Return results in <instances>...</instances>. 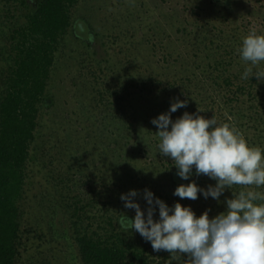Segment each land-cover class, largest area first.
<instances>
[{
    "label": "rangeland",
    "instance_id": "rangeland-1",
    "mask_svg": "<svg viewBox=\"0 0 264 264\" xmlns=\"http://www.w3.org/2000/svg\"><path fill=\"white\" fill-rule=\"evenodd\" d=\"M230 1L232 5L225 11H217L212 0H83L74 9V35L72 33L68 37V46H75L82 52L89 49L92 54L96 53V60L105 59L108 64H102V71L97 70L93 62L91 69H84L82 64L66 55L58 65V82L63 79L69 85L58 86L55 93L58 92L60 96L55 104L65 112L56 117H42L30 148V155L35 160L28 164L27 170L29 178L34 177V184L28 181L31 183L29 193H44L48 215H53L55 205L52 199H47L49 192L42 190L49 187L44 181L45 176L39 172L45 171L46 177L50 170L55 174L64 158H76L75 165L78 164L85 177H92L96 187H99L98 175L105 178L106 184L123 180L122 187L128 186L124 194L137 191L138 195L132 199L140 205L145 218L149 207L144 198L145 189L169 208L179 202L190 207L197 217L206 210L210 218L218 215L210 203L208 208L201 210V205L205 206L206 201L202 193L198 194L196 200L174 195L178 186H174L173 181L179 184L184 179H179L174 172V180H169L172 168L168 162L171 158L159 153L160 138L155 134L158 129L151 121L168 112L171 104L177 100H186L187 106L171 113L173 121L185 112L196 114L199 109L203 111L199 115L208 119L214 116L218 124H223L227 120H236L238 116L235 115L240 110L243 113L248 110V105L239 100H227L224 95L228 94L227 90L216 86L212 78L214 74L243 75L249 65L242 59L239 63L235 59L241 58L239 49L242 40L252 28L258 34H264V0ZM192 9L195 15L190 11ZM79 17L89 19L98 33L91 34L94 42L84 44L88 49L82 46L80 40L70 41L77 36L83 37L84 33L76 27V22L81 21ZM231 38L236 39V48L230 43ZM215 61L223 65H215ZM230 62L232 67L229 66ZM258 68L264 70V62ZM131 77L136 80L129 81ZM126 80L130 84L137 83L134 84L137 89L129 90L132 98L123 93ZM257 88L264 91V80L258 81L252 91L255 93ZM90 89L91 93L88 92ZM93 89L103 90L104 99L100 101ZM113 90L120 91V95L116 97L112 94ZM257 98L264 105V92L257 93ZM256 101H253L254 105L259 103ZM251 115L256 119L249 120L246 126V120L242 119L236 126L249 140L254 138L255 131H259L257 127L264 124L263 106L260 105L258 111H252ZM110 134L112 137H108ZM105 144L112 149L108 157ZM92 159L95 161L87 168L85 163ZM120 161H127L128 164L124 166ZM208 200L209 197L207 204ZM31 201L33 204L34 201ZM40 205L36 202L38 208ZM122 205L125 206L124 201ZM153 206V219L158 220L159 206ZM33 208L28 206L26 209L33 211ZM123 214L133 219L135 210L127 208ZM22 219L24 228L32 231L29 240L26 236L24 238L25 245L21 249L23 256L18 264L64 263L62 256L66 263L67 259L73 257L67 247L72 233L67 230L65 220L59 217L54 222L43 218L45 220L36 221L39 223L33 225L34 217L30 220L24 215ZM132 234L137 236L138 232ZM167 255L170 259L171 254ZM187 260L185 254L172 262L185 264Z\"/></svg>",
    "mask_w": 264,
    "mask_h": 264
},
{
    "label": "trees",
    "instance_id": "trees-1",
    "mask_svg": "<svg viewBox=\"0 0 264 264\" xmlns=\"http://www.w3.org/2000/svg\"><path fill=\"white\" fill-rule=\"evenodd\" d=\"M212 1L217 11H225L232 5L230 0ZM82 2L83 0H0V264H18L22 259L24 238L26 236L29 240L32 231L24 228V215L30 220L34 217L33 225L39 223L36 221L45 219L56 222L59 217L67 222V230L72 233L67 247L73 257L65 263L62 256L64 263L58 261L55 264H173L167 255L169 252L153 251L151 242L146 241L139 233L134 236L132 233L135 234V230L125 232L118 224V219L127 209L122 205L120 197L128 186L122 187L124 181L121 179V182L115 183L114 180L106 184L105 178L98 175L99 187H96L92 177H85L78 164L75 165L76 158H64L55 174L50 170L46 177L45 171L39 172L45 176L44 181L49 187L42 190L49 192L47 199H52L55 205L53 215L46 213V197L42 191L39 195L29 193L31 183L34 184V177L31 179L27 174L28 164L35 160L30 155V148L36 139L40 121L44 115L56 117L64 111L55 104L60 96L55 91L58 86L67 87L69 82L63 79L58 82V65L64 61L66 55L82 64L84 69H91L90 64L93 62L97 70L102 71V64H108V60H96V53L92 54L84 45L89 34L98 35L89 19L79 17L86 31H82L83 37L77 36L76 39L70 40H80L88 52L68 46V37L70 38L72 33L74 35V9ZM190 11L195 15L193 9ZM230 43L234 47L236 39L231 38ZM240 59L242 58L235 60L239 63ZM221 63L215 61V65ZM227 65L226 63L225 66ZM229 66L232 67L231 62ZM92 74L95 75L93 71ZM135 80L134 77L129 78L131 82ZM129 81H125L123 93L131 97L129 90L137 89L134 86L137 83L130 84ZM212 81L219 88L227 90L228 94L224 93L227 100H239L248 105L245 113L240 110L235 115L238 118L227 120V123H234L238 127L240 121L245 119L246 126L249 120L256 119L252 118L251 112L258 111L260 105L264 108L263 101L257 98V93L264 91L258 88L255 93L252 91L258 83L255 76L246 80L242 79V74H214ZM102 91L93 89L100 101L104 99L105 93ZM88 92L91 93V89ZM112 94L118 97L120 91L113 90ZM165 95L168 96L167 93ZM255 100L259 103L256 101L257 104L254 105ZM261 125L257 127L259 131H255L254 138L249 140V137H246V140L250 146L264 149V124ZM110 136L112 137L111 134L108 135ZM104 147L108 157L112 149L108 144ZM94 161L95 159H92L91 162L85 163V166L88 168ZM120 164L125 166L128 162L120 161ZM168 165L172 168L169 178L172 181V173L177 174L178 169L172 161H169ZM114 170L118 171L117 168ZM177 177L182 179L178 174ZM30 180L31 183L28 182ZM174 181V186L195 181L203 189L216 184L215 180L206 175H196L194 168L188 180L179 184ZM241 190L247 189L240 186H234L231 190L226 188L219 200L209 196L208 204L206 199L205 206L201 205V210L208 208L210 203L215 212L220 214L227 209L226 200L233 198L232 191L238 193ZM256 190L264 192V187ZM31 200L34 201L33 204ZM36 202L43 206L38 208ZM28 206L35 208L32 211L26 209Z\"/></svg>",
    "mask_w": 264,
    "mask_h": 264
},
{
    "label": "clouds",
    "instance_id": "clouds-1",
    "mask_svg": "<svg viewBox=\"0 0 264 264\" xmlns=\"http://www.w3.org/2000/svg\"><path fill=\"white\" fill-rule=\"evenodd\" d=\"M80 31H86L82 21L76 22ZM89 42L94 37L88 35ZM243 61L248 63L242 79L253 76L264 80V70L258 66L264 62V34L252 28L243 38L239 49ZM187 106V101L177 100L168 112L160 114L151 123L160 138L159 153L171 158L178 169V176L188 180L193 174L206 175L216 181L215 186L200 188L195 181L179 185L174 195L181 199L196 200L202 193L219 200L225 189L240 186L226 200L227 209L213 218L206 210L199 217L190 207L175 203L173 208L145 189L144 198L149 207L147 217L132 197L136 190L121 195L125 208L134 209L135 216L128 219L125 214L119 224L125 232L135 230L153 251H167L170 261L187 255L185 264H264V149L250 146L234 123L218 124L211 119L185 112L175 121L171 113ZM170 126V127H169ZM260 203H257V202ZM159 206V219L154 220L155 208Z\"/></svg>",
    "mask_w": 264,
    "mask_h": 264
}]
</instances>
